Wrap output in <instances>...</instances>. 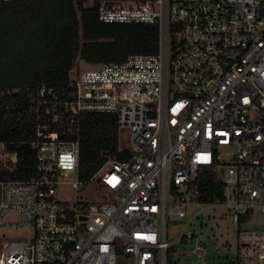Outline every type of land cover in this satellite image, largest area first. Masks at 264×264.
<instances>
[{
    "label": "built area",
    "instance_id": "2783aa9c",
    "mask_svg": "<svg viewBox=\"0 0 264 264\" xmlns=\"http://www.w3.org/2000/svg\"><path fill=\"white\" fill-rule=\"evenodd\" d=\"M97 2L102 22L157 24L159 50L90 64L70 73L69 89L43 84L29 95L35 175L13 178L18 153L0 129V228L25 231L0 235V264H168L169 248L196 238L190 227L209 209L225 208L238 223L264 211V0L85 5ZM22 100L0 77V123ZM87 113L115 115L131 154L81 180ZM72 173L74 187L94 183L100 200L59 197ZM168 221L184 222L173 240ZM192 251L207 252L202 242ZM238 255L262 264L264 230L245 235Z\"/></svg>",
    "mask_w": 264,
    "mask_h": 264
},
{
    "label": "trees",
    "instance_id": "16d2710c",
    "mask_svg": "<svg viewBox=\"0 0 264 264\" xmlns=\"http://www.w3.org/2000/svg\"><path fill=\"white\" fill-rule=\"evenodd\" d=\"M76 1L0 3V77L7 86L18 89L23 98L21 106L15 102L8 118L0 123L9 150L18 153V171L13 178L37 174L36 151L32 148L36 124L25 110L31 93L43 84L60 91L69 89L70 73L79 59L99 64L159 50L157 24L105 23L99 19V2L87 6L85 0ZM80 141L81 180L90 179L107 160H126L131 154L121 147V131L113 114H84ZM249 217L250 213L242 215L239 223ZM175 244L168 250V264H173ZM228 263L242 264V259L237 255Z\"/></svg>",
    "mask_w": 264,
    "mask_h": 264
},
{
    "label": "rangeland",
    "instance_id": "374dc122",
    "mask_svg": "<svg viewBox=\"0 0 264 264\" xmlns=\"http://www.w3.org/2000/svg\"><path fill=\"white\" fill-rule=\"evenodd\" d=\"M122 4V1H118ZM91 65L79 59L71 75L76 70L89 68ZM93 67V65L91 66ZM128 131H121V144H128ZM80 178V177H79ZM68 183L63 184L58 189V196L70 201L89 200L97 201L99 194H96V185L88 184L82 189H77L72 182L77 180L75 173L69 174L66 178ZM102 191V190H101ZM15 213L10 214L7 219H16ZM184 222L168 221L169 239L173 240L183 230ZM197 237L192 240L179 241L175 244L173 251V264H229L230 260H235L238 255L239 244L245 235L257 233L264 230V211L254 210L250 217L243 222H235L233 213L225 208H212L196 218L192 226ZM24 230L0 228V235L6 237L23 236ZM202 242L206 247V254L198 257L193 253V248ZM126 263L125 260L121 261ZM264 264V262L262 263Z\"/></svg>",
    "mask_w": 264,
    "mask_h": 264
},
{
    "label": "water",
    "instance_id": "95a60500",
    "mask_svg": "<svg viewBox=\"0 0 264 264\" xmlns=\"http://www.w3.org/2000/svg\"><path fill=\"white\" fill-rule=\"evenodd\" d=\"M121 146H124V143H123V144H121Z\"/></svg>",
    "mask_w": 264,
    "mask_h": 264
}]
</instances>
